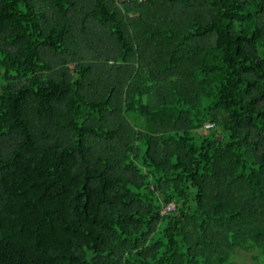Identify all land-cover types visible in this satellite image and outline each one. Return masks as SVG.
I'll return each mask as SVG.
<instances>
[{
	"label": "trees",
	"instance_id": "1",
	"mask_svg": "<svg viewBox=\"0 0 264 264\" xmlns=\"http://www.w3.org/2000/svg\"><path fill=\"white\" fill-rule=\"evenodd\" d=\"M93 24L106 44L70 50ZM245 257L264 264V0H0V264Z\"/></svg>",
	"mask_w": 264,
	"mask_h": 264
},
{
	"label": "rangeland",
	"instance_id": "2",
	"mask_svg": "<svg viewBox=\"0 0 264 264\" xmlns=\"http://www.w3.org/2000/svg\"><path fill=\"white\" fill-rule=\"evenodd\" d=\"M82 6L84 5L80 4V7H77V12L74 14L76 17L79 16V14H82ZM76 29H80V24L76 21ZM102 27L99 24H93V25H87L86 29L81 32V31H76L75 38L78 42L76 46L71 45L70 50L75 51L77 53H90L91 51L88 50L87 44L90 42L92 43L93 46H97L98 44H106L105 41L101 42V39L99 36L103 35L102 33ZM75 30V28H74ZM70 68L73 67V63H70L68 65ZM96 70H100L102 68L101 63L95 65ZM172 206V204H171ZM244 264H254L253 261L249 257L244 258Z\"/></svg>",
	"mask_w": 264,
	"mask_h": 264
}]
</instances>
